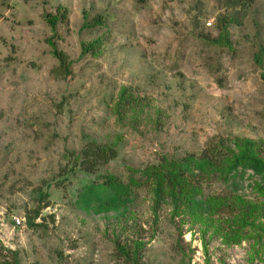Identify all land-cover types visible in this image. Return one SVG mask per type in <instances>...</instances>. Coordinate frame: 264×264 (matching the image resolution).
<instances>
[{
    "label": "rangeland",
    "instance_id": "obj_1",
    "mask_svg": "<svg viewBox=\"0 0 264 264\" xmlns=\"http://www.w3.org/2000/svg\"><path fill=\"white\" fill-rule=\"evenodd\" d=\"M263 72L264 0H0V262L17 251L21 264H133L117 242L143 244L142 264H264L263 183L251 171L192 179L193 213L177 209L178 188L145 180L244 139L264 159ZM91 144L116 157L79 169ZM107 177L145 180L126 216L75 204ZM40 190L50 205L32 228Z\"/></svg>",
    "mask_w": 264,
    "mask_h": 264
},
{
    "label": "trees",
    "instance_id": "obj_2",
    "mask_svg": "<svg viewBox=\"0 0 264 264\" xmlns=\"http://www.w3.org/2000/svg\"><path fill=\"white\" fill-rule=\"evenodd\" d=\"M86 18L88 16L86 15ZM59 21H64V16H51L48 18L52 28H56ZM104 22L102 16H96L93 18V27L100 26ZM226 34V33H225ZM224 37V36H222ZM54 47V56L60 61V70L63 72L69 71L71 62H67V58L64 53L59 52L55 47V44L50 41ZM98 43L85 47L83 55L88 53L91 49L99 47ZM263 56H257V63L263 65ZM264 80V72L262 74ZM238 152L235 150L224 151L222 148L214 155H204L203 157L196 158L190 156L181 161H175L170 163L160 164L157 167H152L145 171V180H152L154 177L162 181H166L174 189H179L183 194V201L179 204L178 197L175 200L177 209L180 211L181 205H185L184 212H194L193 208L196 207L194 193L199 190V186L191 182L195 179L197 183H200L204 177L210 173L221 177L225 181L236 179L239 176H244L246 172L251 171L254 177L260 178L263 184H256L263 191L264 195V159L256 153L257 144L252 140L244 139L239 140L236 143ZM225 148V147H223ZM84 160L81 161L82 165H79V169L89 170V168L95 167V163L106 162L116 157V152L113 148L101 146L97 144L89 145L83 151ZM92 159V160H90ZM94 159V160H93ZM78 160V159H77ZM87 163V166L85 164ZM241 170V173H240ZM197 172V173H196ZM240 174V175H239ZM187 178L189 180L187 181ZM144 180V181H145ZM144 181L135 177H132L128 183H123L116 178L107 177L103 181H94L91 184L82 186L76 195V206L85 211H93L95 214L114 212L118 213V217L126 216L130 213V207L135 200V190H139L144 185ZM148 181V180H147ZM38 207L34 216L28 217V225L35 228V218H37L43 209H46L50 205V196L43 191L38 192L37 196ZM247 203V202H246ZM241 198H237L234 204L238 205L239 211H243L242 206H245L251 210V204L246 205ZM179 204V205H178ZM245 204V205H244ZM210 207L216 213H228L233 211L234 205L232 201L226 199H212ZM241 214H247V211H243ZM117 250L121 255H124L128 262L133 264H142V253L140 252L143 244H137L134 248H127L115 242ZM7 258L0 264H21L19 253L17 251H9Z\"/></svg>",
    "mask_w": 264,
    "mask_h": 264
},
{
    "label": "built area",
    "instance_id": "obj_3",
    "mask_svg": "<svg viewBox=\"0 0 264 264\" xmlns=\"http://www.w3.org/2000/svg\"><path fill=\"white\" fill-rule=\"evenodd\" d=\"M20 223H21V222L18 220V221H17V224H19V225H20Z\"/></svg>",
    "mask_w": 264,
    "mask_h": 264
}]
</instances>
